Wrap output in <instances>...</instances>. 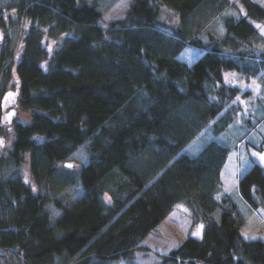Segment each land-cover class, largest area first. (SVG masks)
<instances>
[{"label": "trees", "instance_id": "trees-1", "mask_svg": "<svg viewBox=\"0 0 264 264\" xmlns=\"http://www.w3.org/2000/svg\"><path fill=\"white\" fill-rule=\"evenodd\" d=\"M20 1L29 23L19 104L31 120L16 124L8 161L28 157L45 189L35 191L20 172L2 177L0 248L19 264H140L143 240L183 202L202 233L153 264H264V240L242 234L243 216L224 189L231 146L218 139L237 118L235 97L249 93L225 71L264 77V34L254 22L264 21V5L131 0L107 22L100 0ZM46 30L55 37L49 51ZM187 45L201 49L191 64L178 57ZM80 145L88 161L69 167ZM54 178L79 182L81 195L67 203ZM238 183L251 205L263 206L262 164ZM3 256L0 249L8 264Z\"/></svg>", "mask_w": 264, "mask_h": 264}, {"label": "rangeland", "instance_id": "rangeland-1", "mask_svg": "<svg viewBox=\"0 0 264 264\" xmlns=\"http://www.w3.org/2000/svg\"><path fill=\"white\" fill-rule=\"evenodd\" d=\"M131 0H100L99 7L104 11L105 20L111 21L118 17H122ZM264 5V0H257ZM20 0H0V30L6 35L2 51V59L0 62V94L7 89L20 87L21 75L18 71V62L22 58V36L23 31L28 25V21L24 19V14L19 11ZM242 5V4H240ZM217 17L212 24H214ZM259 27L260 32L264 34V21H254ZM222 30V24L216 23ZM44 42L46 48H52L55 37L48 39V32L45 31ZM201 53L198 46H185L179 54L180 59L186 60L189 64L195 61ZM43 64L48 66V60H43ZM226 81L232 85H238L243 91H249L247 95L238 94L235 97L237 109V118L233 121L219 137V141L231 146L229 157L223 166L222 183L227 193L231 194L236 205L239 207L240 215L243 216L242 234L249 239L261 238L264 240V204L255 207L251 205L239 192L238 180L241 175L246 173L247 169L254 162L262 164L258 156L253 153H264V147L258 148V145L264 140V122L259 121L264 115V77L260 78L244 75L240 72L225 71ZM31 120L30 113L27 109L19 104L18 113L11 127L6 128L5 125L0 127V135L5 136L7 140L6 147L0 162V180L2 177L13 176L14 173L20 172L23 179L30 183L35 191L44 190L40 186L39 181L34 177L31 170L30 160L25 158L20 165H15L12 161H8L13 143L16 137V124L27 123ZM242 140V141H239ZM72 162L71 167L75 168L80 164L88 161L86 149L80 145L79 149L73 152L69 158ZM54 193L58 197H62L64 201L71 204L82 193V185L71 183L63 185L58 179L53 180ZM49 210L54 217L60 215V210L54 202L49 204ZM203 224H194L192 221L190 207L183 202L177 203L175 208L165 217V219L157 226V230L147 235L143 240L141 248L137 250L136 262L140 264H153L159 258L170 251L171 248L177 247L189 233H202ZM4 252V260L8 264H19L18 257L11 251L0 248ZM118 264H126L121 261Z\"/></svg>", "mask_w": 264, "mask_h": 264}, {"label": "water", "instance_id": "water-1", "mask_svg": "<svg viewBox=\"0 0 264 264\" xmlns=\"http://www.w3.org/2000/svg\"><path fill=\"white\" fill-rule=\"evenodd\" d=\"M4 41V34L3 31L0 30V50L2 47V43ZM20 93L21 89L20 87L16 88H10L5 90L2 93L1 96V104L0 107L1 109V114H0V125L3 126L5 125L6 128L11 127V125L14 123V119L18 113L19 107V100H20ZM0 141L3 143L0 144V158L3 156L4 153V148L6 147L7 140L5 136L0 135ZM72 162H66V165H70Z\"/></svg>", "mask_w": 264, "mask_h": 264}, {"label": "snow or ice", "instance_id": "snow-or-ice-1", "mask_svg": "<svg viewBox=\"0 0 264 264\" xmlns=\"http://www.w3.org/2000/svg\"><path fill=\"white\" fill-rule=\"evenodd\" d=\"M201 135H203V134H201ZM2 143H3V142L0 141V144H2ZM195 143H196V141H193V145H195ZM193 145H190L189 148H192ZM253 155H254V156H258V157H259V160H260L262 163H264V153H256V152H254ZM69 167H71V165H69ZM202 227H203V226H201V228H202ZM194 235H199V232L194 233Z\"/></svg>", "mask_w": 264, "mask_h": 264}, {"label": "flooded vegetation", "instance_id": "flooded-vegetation-1", "mask_svg": "<svg viewBox=\"0 0 264 264\" xmlns=\"http://www.w3.org/2000/svg\"><path fill=\"white\" fill-rule=\"evenodd\" d=\"M3 34H4V40H5L6 35H5L4 32H3ZM3 43H4V41H3ZM3 43H2V44H3ZM3 46H4V44L2 45L1 50H0V62H1V59H2V56H3V55H2ZM2 93H3V92H2ZM2 93L0 94V104H1V99H2V98H1ZM18 107H19V104H18ZM1 109H2V108L0 107V114H1ZM0 127H2V126L0 125Z\"/></svg>", "mask_w": 264, "mask_h": 264}]
</instances>
